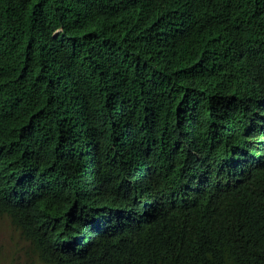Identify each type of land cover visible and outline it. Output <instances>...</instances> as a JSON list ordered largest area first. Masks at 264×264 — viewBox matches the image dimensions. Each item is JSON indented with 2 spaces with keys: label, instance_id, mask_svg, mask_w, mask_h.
Wrapping results in <instances>:
<instances>
[{
  "label": "trees",
  "instance_id": "obj_1",
  "mask_svg": "<svg viewBox=\"0 0 264 264\" xmlns=\"http://www.w3.org/2000/svg\"><path fill=\"white\" fill-rule=\"evenodd\" d=\"M2 215L42 264H264V0H0Z\"/></svg>",
  "mask_w": 264,
  "mask_h": 264
},
{
  "label": "rangeland",
  "instance_id": "obj_2",
  "mask_svg": "<svg viewBox=\"0 0 264 264\" xmlns=\"http://www.w3.org/2000/svg\"><path fill=\"white\" fill-rule=\"evenodd\" d=\"M0 264H42L7 216H0Z\"/></svg>",
  "mask_w": 264,
  "mask_h": 264
},
{
  "label": "bare ground",
  "instance_id": "obj_3",
  "mask_svg": "<svg viewBox=\"0 0 264 264\" xmlns=\"http://www.w3.org/2000/svg\"><path fill=\"white\" fill-rule=\"evenodd\" d=\"M246 152V151H245ZM242 153V152H241ZM244 154V153H243ZM244 156V155H243ZM254 165V164H253ZM253 168V167H252ZM250 169V168H249ZM193 192V191H192Z\"/></svg>",
  "mask_w": 264,
  "mask_h": 264
}]
</instances>
